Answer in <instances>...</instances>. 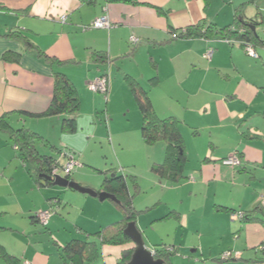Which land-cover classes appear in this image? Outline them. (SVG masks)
Segmentation results:
<instances>
[{
    "label": "crops",
    "instance_id": "obj_1",
    "mask_svg": "<svg viewBox=\"0 0 264 264\" xmlns=\"http://www.w3.org/2000/svg\"><path fill=\"white\" fill-rule=\"evenodd\" d=\"M104 16L110 28L85 30ZM242 19L257 23V30L264 26V0H0V120L8 116L14 129L31 130L41 141L56 136L59 159L89 146L86 131H103L101 116L127 115L130 138L112 134L110 142L114 160L133 175L135 223L147 249L175 247L170 264H264V45L256 46L257 59L218 37L174 38L200 24L223 29ZM56 71L72 82L80 101L73 134L62 131V116H44ZM103 74L110 76L107 95L90 89ZM132 83L146 92L155 115L179 123L186 156L180 183L153 171L165 163L168 148L144 143ZM136 151L144 156L141 173L129 159ZM236 151L242 166L224 165ZM84 177L72 181L102 192V184ZM54 199L60 209L45 227L38 213L53 208ZM234 211L251 220L235 219ZM0 213V246L20 263L73 264L62 253L82 240L100 250L91 264H123L132 246L102 245L94 236L122 220L119 204L43 186L8 128L0 129ZM227 252L233 257L226 261Z\"/></svg>",
    "mask_w": 264,
    "mask_h": 264
},
{
    "label": "trees",
    "instance_id": "obj_2",
    "mask_svg": "<svg viewBox=\"0 0 264 264\" xmlns=\"http://www.w3.org/2000/svg\"><path fill=\"white\" fill-rule=\"evenodd\" d=\"M240 25L246 26L245 29H239ZM251 27H256L257 29V23L244 21V19L234 26L223 29L208 28L205 27L204 24H200L196 27H190L181 31V34H174V38L183 37L210 40L213 37H218L219 40L223 42L226 40L229 42V45H238L244 50V44L250 43L256 50V46L264 45V42H262L260 37L257 36V30L256 35ZM6 59H9L7 55ZM104 75L105 74L102 76ZM54 81L53 99L44 116H62V131L67 134H73L77 131V114L80 111V101L77 96L76 88L62 72L56 71L54 73ZM132 87L142 112V138L144 143L148 146H152L158 142H164L168 148L165 163L154 167L153 171L161 176L168 175L174 184L180 183L183 179L182 172L184 170L186 156L184 152V138L179 123L174 118L161 119L155 115L152 111V106L146 92L134 83H132ZM7 128L11 139L13 140V145L16 146V150L19 151L20 156L28 164L31 175L34 176L43 186H53L52 181L44 179L42 176L51 177L55 167L62 168L64 166H61L55 156L52 157L47 154H42L38 150L36 144L38 141L43 140V138L37 133L25 128L14 129L9 122L8 116H5L0 120V129ZM51 149L58 152L55 147H51ZM66 153L74 154L72 152ZM59 154H61L60 151ZM234 156L240 160L241 164L237 167H233V169L241 167L243 164L240 153L236 151L233 155L224 159L225 161ZM106 174H108V171ZM71 175L67 178L72 181ZM130 183L133 182H129L126 176H121L116 171H111L110 175H105L101 186L102 192L112 194L118 199V201H120L124 216L119 222L102 229L94 235L100 239L102 245L126 246L131 244V248L123 252V264H128L131 261L135 250L134 244L124 235V231L129 223L136 222L137 216L139 215V212L133 204V198L135 195L130 192ZM60 203L61 201L59 199L53 200V208H51L53 209V215L60 209ZM259 210L264 212V206L262 204L259 207ZM235 213H242L244 215L243 220H251L250 216L243 211H234L233 214ZM161 248L162 247L154 250L155 258L164 260L165 264H170V255H175L176 251L170 253L166 250L168 247ZM99 254L100 250L95 243L82 240H72L65 247L62 256L63 259L68 260L73 264H91L98 259ZM0 258L5 264L23 263H20L19 260L10 256L2 246H0Z\"/></svg>",
    "mask_w": 264,
    "mask_h": 264
},
{
    "label": "rangeland",
    "instance_id": "obj_3",
    "mask_svg": "<svg viewBox=\"0 0 264 264\" xmlns=\"http://www.w3.org/2000/svg\"><path fill=\"white\" fill-rule=\"evenodd\" d=\"M257 33L261 41L264 42L263 25H260L258 27ZM101 118V125H103L104 130L98 131L95 130L94 127L91 130L88 129V131H86V134L88 132L91 133V135H89V146H86L85 150H83L82 152H75L73 154V157L75 158L77 163H80V166H78L72 172L71 179L73 180L74 178H77V176L79 174H82L83 172V174L85 175L84 179L87 182H90L91 184L97 186L99 183L100 185L102 184L105 175L111 174V171L109 169H112L116 170V172H118V174H120L121 176H126L129 182H133V175L130 173V168L124 167V165L120 166V163L114 160L113 150L110 142V137H112V134H115V136L117 134H125V138H130L128 133L132 128V121L129 119V117H127V115H103L101 116ZM87 123L89 124L90 120ZM78 130L82 132L83 129L81 128V125H78ZM51 137L52 141L56 139V136L54 137V135H52ZM52 141L49 142L46 139H44V141L40 140L41 143H37L36 146L42 154H47L54 157L57 151H53L51 147L53 146L57 150H60L61 145L58 142L53 143ZM143 158L144 156L138 151L133 153V156L129 157V159H135L138 162V173L142 172L141 162ZM58 161L60 162L61 166H65L68 162L67 158H59ZM121 167L124 169L122 170ZM107 170H109L108 174H106ZM61 176H64V173H62Z\"/></svg>",
    "mask_w": 264,
    "mask_h": 264
},
{
    "label": "built area",
    "instance_id": "obj_4",
    "mask_svg": "<svg viewBox=\"0 0 264 264\" xmlns=\"http://www.w3.org/2000/svg\"><path fill=\"white\" fill-rule=\"evenodd\" d=\"M66 20V16H64L62 18V21ZM111 27V23L109 21V18L104 16V17H100L99 19H97L94 23H92L90 26L86 27L85 30L88 29H108ZM139 41V39L132 37V43L133 44H137ZM226 43H229L228 41H224ZM245 51L252 56L253 58H258V54L255 50V48L252 46V44L250 43H245ZM214 54V50L213 49H209L206 57L210 60L212 59ZM109 87H110V76L109 75H104L98 79H96L95 81L92 82L90 89L92 91H94L95 93H101V94H108L109 91ZM66 157L68 159V162L66 163V165L64 167H55V169L53 170L51 177L53 179H55L56 176L62 175V173H64V175H66L67 177L69 175L72 174V172L78 167L80 166V163H77L75 158L73 157V154H66ZM224 165L229 166V167H237L241 164L240 160L237 157H231L228 160H225L223 162ZM262 205L264 206V197L262 199ZM53 216V209H47L44 211H40L39 212V219H40V223L44 226H47V224L49 223L51 217ZM244 215L242 213H235L234 214V218L235 219H243ZM168 252L172 253L174 251H176V249L174 247H168L166 249ZM231 257H233L231 252H227L224 253L222 255V259L223 260H229ZM236 257H239L238 255H236ZM22 264H32L28 261L23 262Z\"/></svg>",
    "mask_w": 264,
    "mask_h": 264
},
{
    "label": "water",
    "instance_id": "obj_5",
    "mask_svg": "<svg viewBox=\"0 0 264 264\" xmlns=\"http://www.w3.org/2000/svg\"><path fill=\"white\" fill-rule=\"evenodd\" d=\"M251 29L257 35L256 27H251ZM42 178L52 181V185L54 187H59L63 189L69 188L79 193L90 195L95 198H99L101 202H105L106 200H111L120 205V201H118V199L114 195L106 192L99 193L92 189L83 187L82 185L68 179L66 175L56 176L55 179L46 176H42ZM124 235L132 241L135 247L132 259L128 264H165L164 260L156 259L154 252L147 249L142 232L138 229L135 222L128 224L127 228L124 231Z\"/></svg>",
    "mask_w": 264,
    "mask_h": 264
}]
</instances>
